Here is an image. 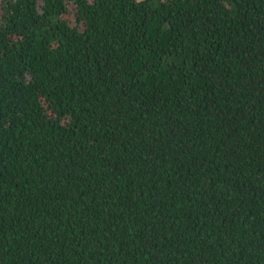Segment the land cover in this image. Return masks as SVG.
I'll use <instances>...</instances> for the list:
<instances>
[{"label":"trees","instance_id":"trees-1","mask_svg":"<svg viewBox=\"0 0 264 264\" xmlns=\"http://www.w3.org/2000/svg\"><path fill=\"white\" fill-rule=\"evenodd\" d=\"M0 264H264V0H0Z\"/></svg>","mask_w":264,"mask_h":264}]
</instances>
